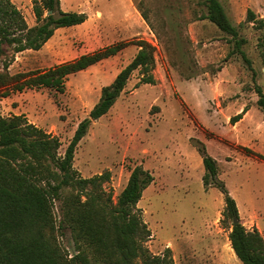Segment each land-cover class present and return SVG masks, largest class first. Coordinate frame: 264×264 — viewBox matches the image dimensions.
I'll list each match as a JSON object with an SVG mask.
<instances>
[{"label":"rangeland","instance_id":"rangeland-1","mask_svg":"<svg viewBox=\"0 0 264 264\" xmlns=\"http://www.w3.org/2000/svg\"><path fill=\"white\" fill-rule=\"evenodd\" d=\"M29 26L37 23L35 0H12ZM240 34L243 50L207 19L201 0H61L68 12H85L87 20L61 27L40 50L13 58L9 71H41L120 41L143 38L156 47L155 84L141 83L136 70L117 102L93 122L75 152L74 168L83 177L106 171L105 189L117 202L132 170L141 165L154 180L139 202L152 236L154 255L170 250L175 264H243L229 238L225 194L206 187L198 141L219 166V179L236 200L240 221L264 237V112L257 106L256 83L264 89V33L246 22L252 9L264 18V0H221ZM148 17L146 21L143 17ZM138 51L130 44L120 53L71 75L63 92L26 88L0 96L3 115H24L61 141L64 154L79 123ZM3 61L0 60V69ZM247 108L245 121L231 118ZM250 112V113H249ZM249 147L257 154L248 152ZM60 202L55 213L60 220ZM65 251L76 253L69 230L60 237Z\"/></svg>","mask_w":264,"mask_h":264},{"label":"trees","instance_id":"trees-1","mask_svg":"<svg viewBox=\"0 0 264 264\" xmlns=\"http://www.w3.org/2000/svg\"><path fill=\"white\" fill-rule=\"evenodd\" d=\"M206 6L201 19H207L223 33L231 36L234 49L252 70V60L243 50L247 39L241 36L221 0H201ZM37 23L29 26L21 10L12 0H0V96L26 88L47 87L63 92L66 80L87 68L117 55L130 44L138 46L134 58L108 85L103 86L99 101L83 119L64 154L61 141L24 115L5 116L0 109V264H175L170 250L154 255L147 242L151 229L138 206L144 191L153 182V174L136 166L127 185L114 201L113 192L105 189L111 179L106 171L83 177L74 168L77 146L96 120L108 114L136 70L141 83L155 84L156 47L143 38L120 41L100 50L83 54L41 71L11 74L10 64L16 54L40 50L61 27L85 22V12L62 9L61 0H35ZM148 21V17L143 14ZM246 22L264 30V18L249 9ZM264 49V33L260 39ZM264 61V52H263ZM257 106L264 112V89L256 83ZM231 118L240 121L247 112ZM197 149L203 157L205 186L219 187L225 194V219L231 220L229 238L232 248L243 264H264V237L255 228L249 230L240 221L236 200L219 179L217 160L207 152L204 142ZM248 152L257 154L249 147ZM60 202V220L55 213ZM238 218V222H234ZM69 230L76 253L68 254L60 240Z\"/></svg>","mask_w":264,"mask_h":264},{"label":"crops","instance_id":"crops-1","mask_svg":"<svg viewBox=\"0 0 264 264\" xmlns=\"http://www.w3.org/2000/svg\"><path fill=\"white\" fill-rule=\"evenodd\" d=\"M250 113V112H249ZM247 118V115H244L243 118L240 120V123H242L243 121H245ZM247 147V146H246Z\"/></svg>","mask_w":264,"mask_h":264},{"label":"water","instance_id":"water-1","mask_svg":"<svg viewBox=\"0 0 264 264\" xmlns=\"http://www.w3.org/2000/svg\"><path fill=\"white\" fill-rule=\"evenodd\" d=\"M238 221H239L238 218H235L234 222L236 223V222H238Z\"/></svg>","mask_w":264,"mask_h":264}]
</instances>
